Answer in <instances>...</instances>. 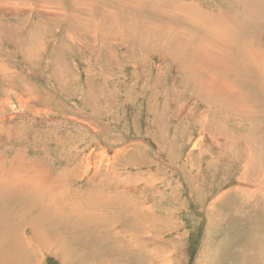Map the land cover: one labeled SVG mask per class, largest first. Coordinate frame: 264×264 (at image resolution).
<instances>
[{
  "label": "rangeland",
  "instance_id": "obj_1",
  "mask_svg": "<svg viewBox=\"0 0 264 264\" xmlns=\"http://www.w3.org/2000/svg\"><path fill=\"white\" fill-rule=\"evenodd\" d=\"M236 1L0 0V264H264V4Z\"/></svg>",
  "mask_w": 264,
  "mask_h": 264
},
{
  "label": "bare ground",
  "instance_id": "obj_2",
  "mask_svg": "<svg viewBox=\"0 0 264 264\" xmlns=\"http://www.w3.org/2000/svg\"><path fill=\"white\" fill-rule=\"evenodd\" d=\"M233 1L237 2L236 0H233ZM257 4H264V0H261V2L257 3ZM245 6H248V4H245ZM245 6H240L239 8L236 9L237 14H236V12H234L233 17L231 19V23L228 24L226 27H232L233 29L238 30V28L245 26L246 23H250V21H252L256 15H258V13L254 12V11L248 12V15H245V13H244L245 11H239V10H242L243 8L245 9ZM239 13L241 14V17H238ZM223 17L225 18V17H227V15H223ZM203 18H205V19H203ZM200 21L207 22L206 16L201 15ZM249 28L250 27H248L246 29H249ZM248 32H249V30H248ZM200 40L202 41L203 39H200ZM21 192L25 193L27 191L22 190ZM2 198H4V200H6V196H2ZM53 224L58 225L60 223L53 221Z\"/></svg>",
  "mask_w": 264,
  "mask_h": 264
}]
</instances>
